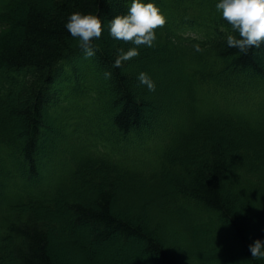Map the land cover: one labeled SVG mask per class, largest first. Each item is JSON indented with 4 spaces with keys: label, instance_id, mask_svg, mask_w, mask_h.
Instances as JSON below:
<instances>
[{
    "label": "trees",
    "instance_id": "16d2710c",
    "mask_svg": "<svg viewBox=\"0 0 264 264\" xmlns=\"http://www.w3.org/2000/svg\"><path fill=\"white\" fill-rule=\"evenodd\" d=\"M216 2L155 0L149 47L109 35L128 0H0V264H224L199 255L207 228L264 264L248 247L264 239V44L228 47ZM73 11L102 19L93 57Z\"/></svg>",
    "mask_w": 264,
    "mask_h": 264
},
{
    "label": "clouds",
    "instance_id": "9594fccd",
    "mask_svg": "<svg viewBox=\"0 0 264 264\" xmlns=\"http://www.w3.org/2000/svg\"><path fill=\"white\" fill-rule=\"evenodd\" d=\"M215 7L233 30L226 36L228 47L247 53L251 48H260L264 44V0H217ZM165 23L166 17L155 0H128L127 11L108 20L107 26L109 35L115 40L151 47L157 39L155 30ZM102 24L101 17L96 13L73 11L68 14L64 27L70 36L77 38L87 58L96 54L92 41L102 35ZM117 51L116 67L139 55V47L119 48ZM105 76L110 77L111 72L106 71ZM137 78L149 91H155V81L147 72L141 71ZM248 247L251 258L264 259V239L256 238Z\"/></svg>",
    "mask_w": 264,
    "mask_h": 264
},
{
    "label": "rangeland",
    "instance_id": "374dc122",
    "mask_svg": "<svg viewBox=\"0 0 264 264\" xmlns=\"http://www.w3.org/2000/svg\"><path fill=\"white\" fill-rule=\"evenodd\" d=\"M190 227H192V230H194V225L193 223H188ZM219 229L217 228L216 231H218ZM216 232H214L213 229H210L208 230L207 229H202V234L203 236H200V240H199V243L200 245H203L205 247H209V248H212V251L210 250V254L208 253H202L199 254L202 258L208 256V257H216V256H222V261L224 264H241L239 262V259L241 258V254L240 252H238V249L237 247L233 244L232 241L227 240L225 239L224 235L222 234H218L220 237H221V243H222V246L219 247V245L216 243H214L215 241H213L212 239V235H214ZM198 238V237H197ZM202 238H209L207 243L204 244L203 239ZM86 249V248H85ZM224 249V250H223ZM133 250L135 252H139V247L137 246V243L136 242H129L126 246H123L119 251H120V255L119 256H115V260H119L120 258H125L123 257L124 255L128 254L129 252H133ZM222 251H225V252H222ZM54 253H55V256L54 258L57 260V257L59 258L60 254H59V251L58 250H54ZM225 253V254H224ZM227 253V254H226ZM207 254V255H206ZM227 256V259L225 258V256ZM224 256V258H223ZM80 257L78 258H75L73 257V261L72 264H86L84 258L82 259H79ZM79 259V260H78ZM224 259V260H223ZM229 259L233 260V261H230ZM129 260V261H128ZM58 261V260H57ZM111 264H113V258L112 260H110ZM122 264H154L153 261H150V260H147V261H135V260H131L130 259H126Z\"/></svg>",
    "mask_w": 264,
    "mask_h": 264
}]
</instances>
